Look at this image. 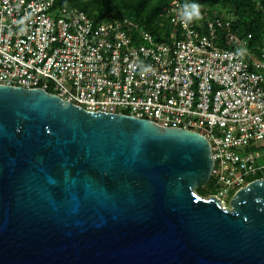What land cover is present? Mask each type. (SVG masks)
Listing matches in <instances>:
<instances>
[{"label": "water", "instance_id": "obj_1", "mask_svg": "<svg viewBox=\"0 0 264 264\" xmlns=\"http://www.w3.org/2000/svg\"><path fill=\"white\" fill-rule=\"evenodd\" d=\"M207 138L0 84V264H264V178L224 206Z\"/></svg>", "mask_w": 264, "mask_h": 264}, {"label": "built area", "instance_id": "obj_2", "mask_svg": "<svg viewBox=\"0 0 264 264\" xmlns=\"http://www.w3.org/2000/svg\"><path fill=\"white\" fill-rule=\"evenodd\" d=\"M53 5L0 0V84L51 88L88 111L201 133L214 161L212 195L224 206L264 178V39L250 49L251 33L232 32L233 16L218 6L182 24V0L165 8L169 41Z\"/></svg>", "mask_w": 264, "mask_h": 264}, {"label": "trees", "instance_id": "obj_3", "mask_svg": "<svg viewBox=\"0 0 264 264\" xmlns=\"http://www.w3.org/2000/svg\"><path fill=\"white\" fill-rule=\"evenodd\" d=\"M170 0H54V8H73L81 10L95 23L111 19L121 22L127 21V31L130 34L140 30L148 31L156 41L171 40V33L175 28L169 18L165 16V8ZM185 3L200 5V13L212 6H218L230 12L233 16L231 31L237 35L251 33L252 40L249 48L260 44L264 39V0H182ZM201 19L193 21L199 23ZM221 33V32H220ZM244 58L247 59L245 55ZM46 91L52 92L51 88ZM200 195L207 192L201 187L196 189Z\"/></svg>", "mask_w": 264, "mask_h": 264}, {"label": "clouds", "instance_id": "obj_4", "mask_svg": "<svg viewBox=\"0 0 264 264\" xmlns=\"http://www.w3.org/2000/svg\"><path fill=\"white\" fill-rule=\"evenodd\" d=\"M182 24H188L195 20L202 19L200 13V5L196 3H185L182 6V11L179 14Z\"/></svg>", "mask_w": 264, "mask_h": 264}, {"label": "rangeland", "instance_id": "obj_5", "mask_svg": "<svg viewBox=\"0 0 264 264\" xmlns=\"http://www.w3.org/2000/svg\"><path fill=\"white\" fill-rule=\"evenodd\" d=\"M199 188V187H198ZM201 188L206 189L207 192H211V191H215L214 187L212 186V183L210 181L207 182V184L201 186ZM210 195V193L204 195V196H208ZM228 201H226L227 203ZM228 205V203L226 204V206Z\"/></svg>", "mask_w": 264, "mask_h": 264}]
</instances>
